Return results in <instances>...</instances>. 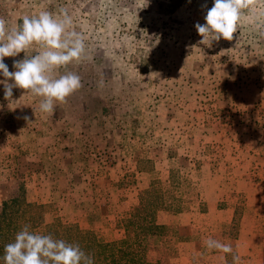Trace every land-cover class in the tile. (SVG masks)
<instances>
[{
    "label": "rangeland",
    "instance_id": "obj_1",
    "mask_svg": "<svg viewBox=\"0 0 264 264\" xmlns=\"http://www.w3.org/2000/svg\"><path fill=\"white\" fill-rule=\"evenodd\" d=\"M211 7L213 0H0L9 28L24 15L63 9L86 44L82 61L59 70L77 73L82 87L53 115L23 89L6 100L0 84V205L18 195L46 204L45 221L55 217L113 241L154 176L137 169L151 162L165 200L168 169H176L198 197L209 196L216 208L236 207V225L226 233L239 228L243 237L251 222L262 226L264 209L255 222L241 216L245 196L264 195V0L243 10L233 40L209 46L194 25L205 22ZM23 57L4 63L12 71ZM191 208L205 205L158 213V223L183 227L178 239L149 237L147 261L174 264L193 250L185 239L200 233L194 221L203 219L187 224ZM204 217L213 239L218 229L217 239L228 240L215 212ZM30 231L41 234L42 226Z\"/></svg>",
    "mask_w": 264,
    "mask_h": 264
},
{
    "label": "clouds",
    "instance_id": "obj_2",
    "mask_svg": "<svg viewBox=\"0 0 264 264\" xmlns=\"http://www.w3.org/2000/svg\"><path fill=\"white\" fill-rule=\"evenodd\" d=\"M256 0H213L203 24L194 25L198 34L212 41H231L238 25L244 17L243 10L254 5ZM202 7H207L206 4ZM264 15V13H262ZM201 40V41H202ZM36 48V54L28 55L29 49ZM24 53L22 59L13 61V69L4 60ZM86 56L84 37L73 29L72 18L63 9L60 13L41 10L35 16L24 15L22 22L9 28L7 21L0 17V84L4 87V97L11 100L13 89H23L34 97H39V110L53 115L57 104L82 87L81 77L71 71L59 74L60 69L82 61ZM26 121L30 118L23 117ZM208 250L233 253L230 244L208 238ZM5 264H95L91 254L85 253L78 244L56 239L51 234L43 235L30 231L24 225L4 248ZM240 257L233 255L234 264Z\"/></svg>",
    "mask_w": 264,
    "mask_h": 264
},
{
    "label": "trees",
    "instance_id": "obj_3",
    "mask_svg": "<svg viewBox=\"0 0 264 264\" xmlns=\"http://www.w3.org/2000/svg\"><path fill=\"white\" fill-rule=\"evenodd\" d=\"M140 163V161H138ZM146 170L137 169V173L144 172L154 175L150 178L146 188L137 194L136 203L129 207L127 216L122 220V233L113 241H100L92 231L84 230L72 223H62L57 218L46 219L47 205L27 202L24 197L11 195L0 205V264L3 260L4 248L14 242L15 235L24 225H30V230L42 226L43 235L51 234L56 239H63L68 243L78 244L81 249L91 254L95 264H161L146 260V243L149 237H172L178 239L175 224L158 223V213L177 215L182 204L197 202L195 185L179 176L176 169H168L170 196L165 200L161 194V187L157 173L151 162H144ZM149 166V167H148ZM234 207L233 218L228 225H222L221 235L228 234V238H236L237 230L226 233L236 225ZM226 264H231L227 260Z\"/></svg>",
    "mask_w": 264,
    "mask_h": 264
},
{
    "label": "crops",
    "instance_id": "obj_4",
    "mask_svg": "<svg viewBox=\"0 0 264 264\" xmlns=\"http://www.w3.org/2000/svg\"><path fill=\"white\" fill-rule=\"evenodd\" d=\"M201 206L205 205V209L203 208L201 211L196 210L197 208H191L189 215L192 218L187 219V224L190 221L195 220V216L201 218L202 222L194 221L195 225L200 228V233H196L194 235L187 234V238L185 239L188 241V245L186 248L193 249L188 251L187 253H183L179 258L175 260L174 264H195L196 261L205 260L208 264H226L227 260L234 264L233 262V255H238L240 257L239 264H264V222L261 226V223L254 224L251 222L249 226L246 227V232L243 237L237 236L236 238H228V240L220 239L221 242L230 244L233 248V253L225 254L218 250H208L205 244V241L208 238L213 237V231H209L207 227V220L205 219V215L210 214L211 212H215V222L222 227V225H228L231 223L233 218V211L234 208L232 206L224 207V208H216L217 206L215 203L211 204L209 202V196H203L200 194L198 197ZM245 202L243 206L242 216L243 218L249 217L252 219L253 222L259 219L261 216V212L264 209V195L260 193H250L245 196ZM203 204V205H202ZM227 213V217L222 218L223 213ZM198 223V224H197ZM177 226V229L182 230V225L178 223H173ZM186 224V223H185ZM216 228V227H215ZM239 229V228H238ZM237 229V235L239 231ZM247 233V235H246ZM219 237L218 229H215V239ZM198 238H203V244L199 245ZM222 238V237H221ZM218 240V239H217ZM186 241L184 243H186ZM189 246V247H188ZM201 248V249H200ZM199 249V250H198ZM205 250V254L201 253ZM200 254L202 257H200Z\"/></svg>",
    "mask_w": 264,
    "mask_h": 264
}]
</instances>
